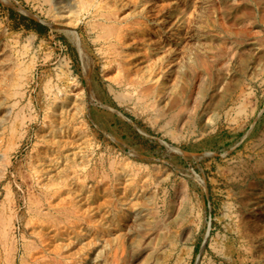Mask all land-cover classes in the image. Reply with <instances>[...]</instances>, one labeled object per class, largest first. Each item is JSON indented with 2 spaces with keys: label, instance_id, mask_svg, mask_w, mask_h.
Masks as SVG:
<instances>
[{
  "label": "rangeland",
  "instance_id": "374dc122",
  "mask_svg": "<svg viewBox=\"0 0 264 264\" xmlns=\"http://www.w3.org/2000/svg\"><path fill=\"white\" fill-rule=\"evenodd\" d=\"M171 1L140 0L118 12L133 18L147 8L146 28L152 30L157 17L167 24L164 33L174 15L184 18L172 48L141 55L128 77L143 78L150 56L156 65L170 61L164 85L148 100L155 106L146 107L115 85L112 79L120 77L114 61L102 66L86 19L70 36L77 9L60 15L54 0H0V158L9 152L11 161L8 167L0 160L1 197L9 184L18 210L28 216L18 173L26 170L38 134L46 132V86L54 81L70 96L85 98L78 122L97 142L101 170H109V158L118 169V177L96 173L97 183L107 186L94 198L114 206L126 194L135 203L124 219L131 227L121 248L113 236L110 244L99 240L85 251L92 260L86 264H264V0H181L176 10ZM11 107L14 114L5 112ZM31 113L38 117L26 125L27 135L18 136L21 120Z\"/></svg>",
  "mask_w": 264,
  "mask_h": 264
},
{
  "label": "bare ground",
  "instance_id": "6f19581e",
  "mask_svg": "<svg viewBox=\"0 0 264 264\" xmlns=\"http://www.w3.org/2000/svg\"><path fill=\"white\" fill-rule=\"evenodd\" d=\"M139 1L140 0H54V8L60 15L69 12L72 8L78 10L79 16L73 20L71 28L67 30L70 36L75 33L74 31L78 28L81 20L83 18L86 19L85 22H82L88 26L87 30L90 32L95 54L104 63L102 66L108 62L111 63V61H114L118 68L117 72L120 78L112 79L115 85L123 89L126 94L129 93L128 95H130V97L133 96L132 98L136 99L140 103H144L147 107V105L155 106L153 100L151 103L154 105L148 102V100L156 90L161 89L164 85L166 76L169 74L170 61L165 64L160 63L156 65V63H153L154 61L152 62L154 59L150 56L149 60L147 59L146 64L144 65L146 69L143 78H141L142 76L140 78L133 79L128 77L136 68L138 64L136 61L141 57V55L145 54L147 57L149 52L152 53V55H156L161 51L170 50L174 42L173 35H177V32L183 28V24L185 22L183 17L174 15L173 19L169 23V29L171 30L168 33H164L162 31L167 24L163 19L159 20L155 16L156 14L154 15L153 13L152 14L156 18L152 19V30H148V27V29L146 28L147 24L145 25L144 20H148L147 15L149 14V11L147 8H138L139 10L137 12L139 13V17L133 16L132 18V16L129 15L120 16V14H118L119 10L128 6V4L136 6ZM180 2L181 0H172L170 3L171 9L176 10L179 7ZM130 6L132 7V5ZM189 7L191 6L189 5ZM188 12L190 14V10ZM130 18L133 21H131ZM187 19L189 20V18ZM185 28H187V26ZM132 48H135V54L138 55L137 58L134 56V51H131ZM79 55L81 62L86 65L85 61L88 60L86 56L87 54L81 52V48H79ZM138 68L141 67L139 66ZM32 70L29 72L30 74L32 73ZM55 76L56 78H61V75L59 74H56ZM53 82L51 85L49 83V87H47L48 85L46 86L47 89L49 88V91L46 90L48 93H45L46 91L44 92L47 95L45 97L44 94L46 101L42 119L43 124L46 127V132H44L45 134L43 133V135L38 134L39 136L36 137V141L32 147L34 153L30 158L27 168H25L26 170L19 171L18 169V175L21 179V183L19 184L22 186L21 189L23 193L22 202L25 207V209H23L28 216L25 217V215L18 210V204L15 203L16 199L14 200L11 189H9V184L4 186V193L2 197L0 194V264H86L89 259L85 251L88 250L91 245L93 246V244L99 240H102L101 244L103 242L110 244L109 237L113 236V239L116 240L120 247L123 244V239L128 229L127 225L129 224L126 223L124 219L128 217V210L130 209H128L129 205L134 203V200L131 202V197L123 194L114 206H112V204H110L111 206L108 205L107 201L103 198H94L97 197L96 195L99 192V187L102 186L104 189L107 186V183H101V185L97 183L96 173L100 172L102 174H106L109 172L115 177H118L119 172L117 171L118 169L114 168L113 159L111 158L109 159L112 162L110 160L109 164L107 162L109 170H101V165H103L102 162L100 165V161H102V154L95 146L97 142L94 144L95 141H92L91 133L87 129L86 125L78 122V119L80 120V117L84 114L86 106L85 98L79 94L70 96L67 89L61 86L60 83ZM20 86V89L21 87H24ZM157 94H159V92H157ZM128 95H126V98ZM27 103L30 104L29 102ZM11 104H13V102ZM28 104L26 105L29 106ZM23 105H21V107H23ZM12 109H14V107L7 108V111L5 112L9 114L12 112ZM15 109L17 108L15 107ZM33 109L34 107H32V110ZM19 111L17 114L22 113ZM28 111H30V109ZM13 116H10L11 120ZM21 116L24 117V119L28 118V115L27 117L23 115ZM36 116L37 115H33L31 113L26 121L21 120L22 122L20 123V128H18L20 129L21 134H16L20 137L27 135L26 125L30 121L35 122ZM15 117L17 116H14V118ZM40 128L43 129L42 127ZM10 130L11 132L13 131V129H10L9 127V132ZM14 132L13 135L15 134ZM11 137L9 136L10 141H12ZM16 138V140H18V137ZM15 142L16 141H14V143ZM19 142L22 143L23 141L20 140ZM14 143L12 144L13 148L15 147ZM7 147L9 146L7 145ZM9 149L11 148L9 147ZM118 159L119 158H117L116 161ZM0 160L5 161L4 163H6L7 166L10 165V153L8 152L2 155ZM117 164L119 163H116V165ZM131 165L132 164L130 163L129 166ZM12 167L14 166L12 165ZM130 170L128 173L131 172ZM2 171L4 172V170ZM15 172H13V174H15ZM132 172L135 174L137 173L135 170ZM121 174L123 175V173ZM15 177L12 178L14 179ZM136 178L139 180L138 177ZM109 179L110 178H108V180ZM4 181L6 182V180ZM120 184L123 185L124 183ZM136 188L137 187H135V189ZM121 189H123V187ZM93 198L95 201L92 204L88 203L89 205H85V202L88 199L92 200ZM105 205L107 207H104L105 210L103 209V212L101 211L102 213L100 212L101 214L99 215L98 210ZM131 206L133 205H130V207ZM17 224H19L20 227L22 226L19 234L16 232ZM86 234L92 236L85 243H81V237H84ZM76 244H78V247L80 244V251H71L73 249L72 247ZM104 244L102 245L103 247ZM117 245L115 246L117 247ZM118 256L119 255H115L117 258ZM112 261L114 262L115 260L112 259L111 262ZM117 262L119 263V260Z\"/></svg>",
  "mask_w": 264,
  "mask_h": 264
}]
</instances>
